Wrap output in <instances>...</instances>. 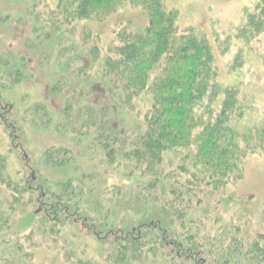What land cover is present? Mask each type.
<instances>
[{"label": "rangeland", "instance_id": "rangeland-1", "mask_svg": "<svg viewBox=\"0 0 264 264\" xmlns=\"http://www.w3.org/2000/svg\"><path fill=\"white\" fill-rule=\"evenodd\" d=\"M163 2L166 10L177 12L179 32L195 29L207 38L213 51L215 81L221 88H234L243 108L242 117L237 119L239 129L258 124L264 118V29L255 32L249 17L259 14L257 7L264 0ZM43 6L39 0H0V63L11 60L20 76L18 81L11 77L0 81V156L5 157V172L16 184H26L32 172L36 176L33 188L71 194L75 200L61 201L70 214L59 220L61 241L24 250L30 251L32 264H70V256L71 264H115L103 257L115 240L125 235L124 230L130 229L128 224L161 223L163 228L170 213L179 208L177 197L167 191L171 177L160 179L158 193L156 188L146 190L152 192L147 201L135 199L141 194L136 190L140 177L133 173L132 157L125 155L142 132L144 103L137 99L132 111L116 105L100 72L85 55L88 47H103L113 41L111 34L117 25L131 23L143 29L145 18L138 9L124 7L106 22L81 21L73 31L51 30L47 25L43 30L42 15L50 21ZM83 32L90 35L87 41L81 36ZM1 64L0 73L10 71V66ZM163 161L165 165L170 161L165 153ZM0 190L6 192L3 187ZM207 191L208 196L195 194L201 202L183 212L186 222H203L209 229L219 227V242L235 226L251 240L257 234L264 236L263 153L247 152L240 175L231 176L222 188ZM36 192L22 197L25 211L14 216L12 231H19L21 237L37 216L40 220L45 216L33 215L39 208L34 199L41 194ZM43 202L51 204L50 196ZM104 209H109L107 222L111 223L103 230L111 234L107 238L103 234L102 242L97 235L100 231L91 234L89 229L106 226L102 223ZM197 210L204 215L196 216ZM196 229L205 232L201 225ZM156 251L146 252L137 261L128 254L122 264H166L168 248Z\"/></svg>", "mask_w": 264, "mask_h": 264}, {"label": "trees", "instance_id": "trees-1", "mask_svg": "<svg viewBox=\"0 0 264 264\" xmlns=\"http://www.w3.org/2000/svg\"><path fill=\"white\" fill-rule=\"evenodd\" d=\"M40 1L44 5L43 14L48 13L50 19L47 22L42 15L43 30L47 25L51 30L73 31L81 21L106 22L124 7L138 9L145 18L143 29L131 23L117 25L111 34L113 41L103 47L92 45L85 55L100 72L106 91L116 105L132 111L137 99L142 98L140 102L144 103L142 132L132 143V151L125 155L132 157L133 173L140 177L136 190L141 194L135 199L147 201L152 192L146 190L156 188L158 193L160 179L165 181L171 177L167 191L177 197L179 208L164 219L163 228L161 223L141 227L128 224L126 227L130 229L124 230L125 235L120 236V240L112 237L115 242L103 258L122 264L128 254L137 261L146 252L157 254L156 250L168 248L166 264L182 261L184 264H264L263 235L257 234L251 240L231 225L219 242L217 237L222 229H209L203 222H186L185 219V213L201 202L195 194L208 196L207 189L222 188L231 176L240 175L247 152L264 154V118L258 124L239 129L237 119L242 117L243 108L234 88H221L215 81L213 51L207 38L195 29L179 32L177 12L166 10L163 0ZM33 5L35 7V3ZM257 10L258 15L249 17V25L260 32L264 29V3ZM82 34L87 41L89 33ZM2 64L10 66V71L0 73V81L8 77L13 82L18 81L17 64L11 60H3ZM13 119L10 112V121L14 124ZM98 140L94 139L93 143ZM164 153L170 159L168 165L163 164ZM47 158L52 161L50 155ZM5 164V157L0 156V187L6 191L0 190V264H32L30 251L24 247L41 243L55 245L56 240L61 241L59 220L70 216L69 208H63L61 201L70 202L75 198L67 193L44 192L42 186L33 188L36 176L32 172L26 184H16L6 174ZM11 191L15 192L14 196L10 195ZM34 191L41 194L34 199L39 208L33 215L45 216L41 220L37 216L21 237L11 226L15 228V214L25 211L22 197ZM49 196L51 204L45 205L43 199ZM162 205H167L165 200ZM108 212L109 209H104L101 213L106 226L89 229L91 234L94 230L100 231L99 241L103 234L106 238L111 234L103 230L111 223L107 222ZM195 214L199 218L200 214L204 215L198 210ZM199 225L205 228L204 233L196 229Z\"/></svg>", "mask_w": 264, "mask_h": 264}]
</instances>
